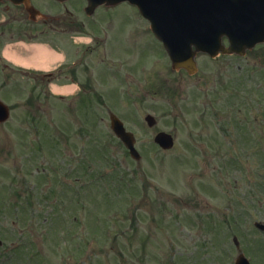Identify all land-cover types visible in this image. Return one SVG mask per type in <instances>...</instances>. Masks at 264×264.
Masks as SVG:
<instances>
[{"label":"rangeland","instance_id":"rangeland-1","mask_svg":"<svg viewBox=\"0 0 264 264\" xmlns=\"http://www.w3.org/2000/svg\"><path fill=\"white\" fill-rule=\"evenodd\" d=\"M66 4L104 40L89 56L92 70L79 71L99 95L60 101L37 76L0 64V100L11 109L0 123V264H235L240 252L264 264V232L254 226L264 222L262 71L248 80V56L200 54L196 75L177 73L130 4L92 18L86 0ZM48 39L78 49L69 36ZM1 53L38 71L69 59L35 40L8 42ZM50 90L74 97L80 88ZM110 113L135 135L140 161L113 135ZM160 131L175 135L172 150L155 144Z\"/></svg>","mask_w":264,"mask_h":264},{"label":"water","instance_id":"water-1","mask_svg":"<svg viewBox=\"0 0 264 264\" xmlns=\"http://www.w3.org/2000/svg\"><path fill=\"white\" fill-rule=\"evenodd\" d=\"M15 2L17 0H14ZM128 1L137 5L144 16L150 19L152 30L161 39L171 57L173 69L182 68L190 74L196 71L194 61L198 52L216 56L219 51L244 55L248 49V18L255 8H264V0H89V12L98 5H116ZM229 37L232 46L225 49L222 38ZM262 40V39H261ZM260 40V41H261ZM8 109L0 102V122L8 118ZM112 128L125 144L130 155L139 161L141 156L135 147L134 135L127 132L124 124L112 116ZM150 126L155 124L152 116L147 117ZM155 141L163 149L174 145L172 135L161 132ZM264 230V225L257 224ZM234 241L239 246L238 239ZM236 264H249L240 255Z\"/></svg>","mask_w":264,"mask_h":264},{"label":"flooded vegetation","instance_id":"flooded-vegetation-1","mask_svg":"<svg viewBox=\"0 0 264 264\" xmlns=\"http://www.w3.org/2000/svg\"><path fill=\"white\" fill-rule=\"evenodd\" d=\"M255 21L257 22V24H260L257 18H255ZM77 22V18L73 14H69L49 21H46V19L39 20V22L37 23L40 24L41 28L46 25L57 30L61 27L75 28L77 27ZM248 59L254 62L256 65L264 67V44H259L253 50L248 52Z\"/></svg>","mask_w":264,"mask_h":264}]
</instances>
